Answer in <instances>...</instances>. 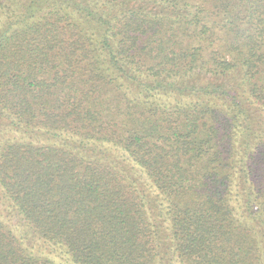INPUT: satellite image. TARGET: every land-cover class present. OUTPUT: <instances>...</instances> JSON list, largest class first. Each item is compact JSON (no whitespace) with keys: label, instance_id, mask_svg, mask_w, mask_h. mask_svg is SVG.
<instances>
[{"label":"trees","instance_id":"1","mask_svg":"<svg viewBox=\"0 0 264 264\" xmlns=\"http://www.w3.org/2000/svg\"><path fill=\"white\" fill-rule=\"evenodd\" d=\"M0 264H264V0H0Z\"/></svg>","mask_w":264,"mask_h":264}]
</instances>
